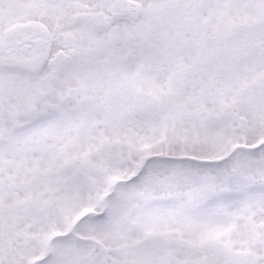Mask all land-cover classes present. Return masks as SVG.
I'll return each instance as SVG.
<instances>
[{
  "label": "snow or ice",
  "instance_id": "obj_1",
  "mask_svg": "<svg viewBox=\"0 0 264 264\" xmlns=\"http://www.w3.org/2000/svg\"><path fill=\"white\" fill-rule=\"evenodd\" d=\"M0 264H264V0H0Z\"/></svg>",
  "mask_w": 264,
  "mask_h": 264
}]
</instances>
